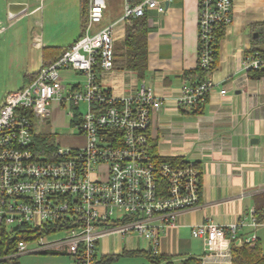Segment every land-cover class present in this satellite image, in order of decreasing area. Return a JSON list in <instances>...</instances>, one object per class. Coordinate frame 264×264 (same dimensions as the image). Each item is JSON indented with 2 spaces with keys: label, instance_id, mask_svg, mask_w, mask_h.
Segmentation results:
<instances>
[{
  "label": "built area",
  "instance_id": "obj_1",
  "mask_svg": "<svg viewBox=\"0 0 264 264\" xmlns=\"http://www.w3.org/2000/svg\"><path fill=\"white\" fill-rule=\"evenodd\" d=\"M107 1L89 0L83 34L29 84L8 92L0 104V229L14 240L5 259L51 253L68 255L73 264H95L97 244L105 233H134L150 241L151 251L157 253L160 232L199 203V171L193 162L175 167L149 155L150 117L161 108V99L144 85L116 99L97 78L96 67L100 72L110 70L114 62L113 25L98 26ZM120 1L118 21L127 24L150 10L164 14L169 2ZM232 2L197 0L202 68L210 63L214 26L232 21ZM39 45V38H34V46ZM242 69L245 77L251 70L264 69V56H244ZM62 70L82 74L83 84L64 83ZM210 87L209 80L195 87L184 84L179 105L192 106ZM53 101L68 107L70 126L77 129L71 134L84 142L59 147L54 139V150L42 153L36 148L35 128L48 124ZM247 218L252 226L261 225L253 209ZM241 225L220 226L207 220L193 227L192 236L203 241L201 264H230L231 241L236 246L254 244V233L237 237ZM58 233L63 235L49 239ZM29 244L34 246L28 248Z\"/></svg>",
  "mask_w": 264,
  "mask_h": 264
},
{
  "label": "crops",
  "instance_id": "obj_2",
  "mask_svg": "<svg viewBox=\"0 0 264 264\" xmlns=\"http://www.w3.org/2000/svg\"><path fill=\"white\" fill-rule=\"evenodd\" d=\"M39 1L0 0V12L11 22L25 14L31 17L29 41L39 34L38 26L42 27V21L35 16L41 7ZM117 5L116 14H109L110 7L106 8L98 25H113L115 42L123 40L127 26L118 21L122 2ZM147 19L145 78L139 80L135 72L114 67L99 72V80L116 99L134 94L143 85L152 89L162 101L161 108L151 114L149 126L157 155L181 157L200 168L199 203L182 211L174 225L160 232L158 253L175 259L200 258L204 253L203 241L193 237L191 230L207 220L220 226L241 222L237 237L254 233L262 242L264 227L252 226L247 214L254 209L256 195L264 192V75L245 77L242 61L251 47L254 34L251 25L264 22V0H233L232 21L219 42L217 67L208 74L211 83L208 102L199 115L188 113L178 102L185 83L183 73L195 70L198 64L197 0H169L164 14L150 10ZM76 21V33L68 42L45 44L41 39L39 46L30 45L37 52V67L26 70L21 75L22 81L42 68L44 49H64L83 34L79 12ZM4 29L0 27V32ZM62 79L70 85L79 84L65 73ZM53 104L60 106L57 101ZM60 107L68 113V107ZM79 138L82 144L84 140ZM123 251L151 252V243L134 233H105L98 241L99 256Z\"/></svg>",
  "mask_w": 264,
  "mask_h": 264
},
{
  "label": "trees",
  "instance_id": "obj_3",
  "mask_svg": "<svg viewBox=\"0 0 264 264\" xmlns=\"http://www.w3.org/2000/svg\"><path fill=\"white\" fill-rule=\"evenodd\" d=\"M140 0H134L138 2ZM89 0H79V17L82 29L86 27L88 17ZM147 14L142 17L132 19L127 24L123 40L114 42V62L113 68L131 70L136 73L139 80L145 78L147 70V32H148ZM254 33L251 47L245 52V56L261 55L264 56V22H256L251 25ZM226 26L223 23H218L212 30V37L209 47L212 50L210 56V63L207 68H202L198 64L195 70L186 71L183 73L184 84L188 86H199L208 81V74H210L217 67L218 47L221 38L225 34ZM69 47V46H68ZM66 47V48H68ZM46 48L43 50V66H48L57 60L62 52L66 49ZM198 58H199V44H198ZM97 78H99V67H96ZM38 73V72H37ZM37 73L30 76H25L23 79V86L29 84L36 77ZM264 75V69L251 70L248 73L249 78H258ZM21 87V88H22ZM208 102V92L204 93L197 101L190 107L185 108L188 113L193 115L202 114ZM149 134V132H148ZM53 136L50 134H38L35 136L36 148L39 152H47L54 150ZM148 152L151 159L155 161L168 162L175 167H183L188 164L187 161L181 157H161L157 155L156 141L148 137ZM193 165L199 171V187L200 168L196 163ZM200 200V193H199ZM254 217L258 224L264 225V192L255 197ZM20 237H16L18 239ZM14 248V240L10 239L6 232L0 229V257L8 255ZM121 257H143L146 264H201L200 258L185 257L175 259L174 257L163 255L160 253H153L152 251H123L118 255L98 256L95 264H112ZM0 264H18L16 259H2ZM230 264H264V250L262 242L256 239L254 244L242 243L239 246L234 245V241L230 243Z\"/></svg>",
  "mask_w": 264,
  "mask_h": 264
},
{
  "label": "rangeland",
  "instance_id": "obj_4",
  "mask_svg": "<svg viewBox=\"0 0 264 264\" xmlns=\"http://www.w3.org/2000/svg\"><path fill=\"white\" fill-rule=\"evenodd\" d=\"M115 2L116 4L110 3ZM79 0H40L41 7L35 14L41 21L37 31L39 34L34 38L47 42H68L76 33V20L79 12ZM117 3L119 0H108L107 9L110 7L109 14H116L119 11ZM4 5V4H2ZM1 6V3H0ZM1 8V7H0ZM0 27L5 29L0 32V104L2 99L8 92L16 91L22 84L21 75L26 71L35 70L37 60V52L32 50L31 44L34 45V38L29 41L28 30L31 27V17L23 15L14 22L4 17L0 12ZM11 22V23H10ZM32 42V43H31ZM37 67V66H36ZM70 76L72 82L83 84L84 77L82 74L75 71H60V75ZM64 83H66L64 81ZM51 116L47 126L35 128L38 134L55 133V139L59 147H74L80 142V138L76 135L77 129L70 126V117L65 108H61L58 104H53L50 107ZM85 111L84 103H81L79 112L83 114ZM44 132V133H43ZM53 136V135H52ZM54 137V136H53ZM54 140V138H53ZM55 146V141H52ZM116 214V213H115ZM63 234H55L49 236V239H57ZM52 237V238H51ZM264 250V237L262 239ZM34 244L28 245V248ZM11 259V258H7ZM18 264H72L71 258L65 254L51 253H35L24 254L16 259ZM146 260L143 257L119 258L112 264H145Z\"/></svg>",
  "mask_w": 264,
  "mask_h": 264
},
{
  "label": "water",
  "instance_id": "obj_5",
  "mask_svg": "<svg viewBox=\"0 0 264 264\" xmlns=\"http://www.w3.org/2000/svg\"><path fill=\"white\" fill-rule=\"evenodd\" d=\"M256 36H257V34H256V33H254V34H253V37H256Z\"/></svg>",
  "mask_w": 264,
  "mask_h": 264
}]
</instances>
